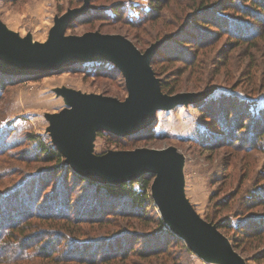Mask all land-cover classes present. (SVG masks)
<instances>
[{
    "label": "trees",
    "instance_id": "obj_1",
    "mask_svg": "<svg viewBox=\"0 0 264 264\" xmlns=\"http://www.w3.org/2000/svg\"><path fill=\"white\" fill-rule=\"evenodd\" d=\"M148 2L149 8L143 10L136 21L130 22L135 28L165 18L163 11L173 1ZM186 4L181 3L177 5L178 10H174L175 19L169 24L173 25V30L166 29L163 34L155 35V39L170 35L159 44L151 59L155 75L161 78L164 93L179 92L181 78L197 70L212 50L213 53L219 52V58L225 57V61L218 60L223 65L227 64L231 53H236L237 49L240 52L243 47H249L254 64L255 51L263 52L264 57V51L258 48L260 43H264V0H189ZM120 5L122 3L110 6L114 18L121 12ZM92 17L112 19L105 12ZM163 25H168L167 21ZM135 38V45L142 49L144 42H139L137 36ZM222 41L224 45L221 47ZM83 63L79 61L71 67L79 69ZM246 68L250 78L247 85L252 87L257 73H253L251 65ZM113 70L122 74L115 65ZM36 74H4L0 71V86L5 88L21 77H35ZM224 101L230 107L223 109L222 118L230 121L232 126L227 127L228 123L225 127L221 125L223 134L218 139H231L229 146L238 152H264V108H259L260 112L256 114L235 111V118L232 119L229 117L232 105ZM227 109L229 113L225 116ZM217 122L213 121L212 130L217 127ZM154 123L125 136L104 130L98 131V134L116 145L138 142L156 135ZM246 132L250 133V140H246ZM31 139L43 152L44 159L54 162L56 171L53 176L58 177L61 183L67 186V178L71 176L75 182L88 184L106 199L101 205L94 202L90 210L83 209L81 213L78 211L79 203L68 204V199L59 204V199L55 197L44 204L40 198L27 197L23 206L26 203L28 206L20 211L18 204L10 205V193H0V264H37L34 260L37 258L45 264H181L180 261L185 264V254L191 249L167 226L157 211L151 193L154 174L143 173L136 179L121 183L94 181L81 176L66 164L65 157L53 142L47 146L37 137L31 136ZM244 162L241 158L235 169L239 176L237 186L224 196L220 195V191L214 193L211 210L204 218L217 224L246 263L244 254L250 248L253 250L250 257L264 264V164L257 170L253 163ZM235 175L228 169L225 176L227 180L234 181ZM249 180L251 184H248ZM31 192L32 189L28 194ZM75 213L76 217L73 216Z\"/></svg>",
    "mask_w": 264,
    "mask_h": 264
},
{
    "label": "rangeland",
    "instance_id": "obj_2",
    "mask_svg": "<svg viewBox=\"0 0 264 264\" xmlns=\"http://www.w3.org/2000/svg\"><path fill=\"white\" fill-rule=\"evenodd\" d=\"M172 1L170 7L163 11L165 18L135 28L130 22L136 21L143 10L149 8L148 0H90L91 7L69 24L65 34L78 35L97 30L107 34H124L133 43L137 36L139 42H144L140 49L145 51L153 42L162 39L165 41L170 37L166 35L155 39L157 33L161 35L166 29L173 30V25L169 24L175 19L174 10H178L177 5L183 3L186 6L189 2ZM83 2L84 0H0V21L20 38L29 37L32 42H44L49 38L55 17L70 8L82 6ZM119 3H122L121 12L114 18L110 6ZM102 12L111 15L112 19L92 17ZM166 21L168 25L164 26ZM223 45L222 41L220 46ZM258 48L264 51V43H260ZM239 50L231 53L227 64L224 65L218 60L225 61V57L219 58V52L213 53L212 50L204 58L205 62L197 66L198 71L193 70V73L181 78L178 88L180 91L176 93L204 92V95L197 102L159 109L155 123L153 122V131L156 134L153 138L116 145L97 132L90 141V150L95 154H103L111 150L140 147L165 148L173 145L179 148L183 156V191L197 212L205 217L211 210L214 193L220 191L221 196L227 195L239 183L235 169L241 158L246 164L256 165L257 170L264 164V152H238L229 146L231 139H218L221 133L223 134L221 125L225 127V123H228L227 127L232 126L230 121L226 122L222 118L223 109L230 107L224 100L232 105L229 114L232 119L235 118V111L245 110L256 114L259 108H264L263 52L255 51L254 64L250 59L249 47H243L240 52ZM114 65L111 61L104 62L100 59L85 61L79 65V69L67 65L68 67L54 70L55 72L21 77L18 82L6 85L5 88L0 86V193H10L11 206L18 204V210L24 211L28 206V203L23 206L27 197L40 198L44 204L57 197L59 204L67 199L68 204L78 202V211L83 213V209L90 210L94 202L100 205L104 203L106 198L93 191L88 184L75 182L73 177L69 176L65 186L66 183L63 184L58 177H54V162L49 163L44 159L43 152L32 142L31 136L37 137L47 146L52 145L49 133L51 122L48 117L70 104L67 97L61 94L62 89L70 88L87 95H111L124 100L128 96L125 76L114 72ZM247 65H251L253 73H257L252 87L247 85L250 79L247 76ZM204 107L207 108L203 110ZM228 113L227 109L225 116ZM214 120L218 122L217 127L212 130L210 127L213 126ZM245 134L246 140H250V133ZM228 169L236 174L234 181L226 179ZM249 181L248 184H251L252 181ZM30 189L32 192L28 194ZM157 211L160 214L158 208ZM73 216L76 217V213ZM166 221L169 227L175 230V221ZM248 249L244 254L247 264H259L250 257L253 250ZM34 260L37 264H45V261L38 258ZM184 260L185 264H223L220 261H212L207 251L201 252L198 249H191V252L185 254ZM180 262L182 264V261Z\"/></svg>",
    "mask_w": 264,
    "mask_h": 264
},
{
    "label": "water",
    "instance_id": "obj_3",
    "mask_svg": "<svg viewBox=\"0 0 264 264\" xmlns=\"http://www.w3.org/2000/svg\"><path fill=\"white\" fill-rule=\"evenodd\" d=\"M90 7V0H84L82 6L55 17L44 42L20 38L0 21V71L18 75L48 73L79 61L113 62L125 76L128 96L124 100L111 95H87L70 88L60 90L70 104L49 115V133L66 164L81 176L103 183L126 182L147 172L154 174V203L168 227L166 219L175 221V230L169 227L172 231L191 249L207 251L214 262L247 264L217 224L199 214L187 198L182 187L183 156L179 148L140 147L103 154L90 150V141L98 131L120 136L136 133L153 124L159 109L197 102L204 95L183 91L166 94L161 90V78L155 75L151 59L163 39L142 51L124 34L97 30L65 34L69 24Z\"/></svg>",
    "mask_w": 264,
    "mask_h": 264
}]
</instances>
